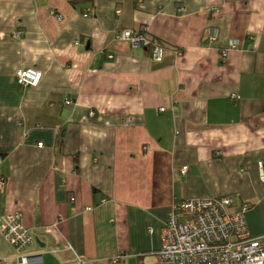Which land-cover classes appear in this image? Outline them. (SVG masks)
I'll list each match as a JSON object with an SVG mask.
<instances>
[{
	"label": "crops",
	"instance_id": "obj_1",
	"mask_svg": "<svg viewBox=\"0 0 264 264\" xmlns=\"http://www.w3.org/2000/svg\"><path fill=\"white\" fill-rule=\"evenodd\" d=\"M0 158L40 264H159L183 198L249 204L264 237V0H0Z\"/></svg>",
	"mask_w": 264,
	"mask_h": 264
},
{
	"label": "built area",
	"instance_id": "obj_2",
	"mask_svg": "<svg viewBox=\"0 0 264 264\" xmlns=\"http://www.w3.org/2000/svg\"><path fill=\"white\" fill-rule=\"evenodd\" d=\"M117 37L136 45H153L154 56L160 58L161 47L154 44L144 31L124 29L118 31ZM80 42L77 40V44ZM238 44L233 41L231 47H238ZM227 52L226 49L223 54L226 56ZM108 58L113 60L114 55L109 54ZM42 78L43 72L35 67L22 68L16 73L18 83L24 86H38ZM235 97L240 99L238 95ZM161 110L164 111L165 107ZM39 145L44 144L41 142ZM261 168L264 179V166ZM182 171L187 173V166ZM4 184L5 181L0 180V188ZM249 208V204H244L236 209L232 196L176 199L170 218L161 229L159 264H264V237L251 234L247 222ZM0 233L14 245L16 264L42 262L40 253L26 252L35 235L25 225L21 213L13 211L1 215ZM76 262L90 263L79 255ZM0 264H10L9 259L0 257Z\"/></svg>",
	"mask_w": 264,
	"mask_h": 264
},
{
	"label": "rangeland",
	"instance_id": "obj_3",
	"mask_svg": "<svg viewBox=\"0 0 264 264\" xmlns=\"http://www.w3.org/2000/svg\"><path fill=\"white\" fill-rule=\"evenodd\" d=\"M52 256H54V254H52V253H46V254H45V262H46V263L50 262L51 259H52ZM137 264H138V263H137Z\"/></svg>",
	"mask_w": 264,
	"mask_h": 264
}]
</instances>
